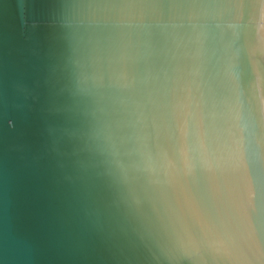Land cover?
Segmentation results:
<instances>
[{"label":"water","instance_id":"95a60500","mask_svg":"<svg viewBox=\"0 0 264 264\" xmlns=\"http://www.w3.org/2000/svg\"><path fill=\"white\" fill-rule=\"evenodd\" d=\"M0 264H264V0H0Z\"/></svg>","mask_w":264,"mask_h":264}]
</instances>
